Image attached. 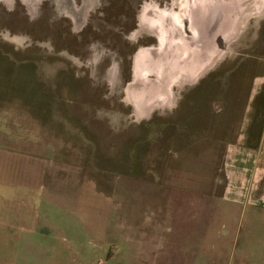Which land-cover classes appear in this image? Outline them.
I'll return each instance as SVG.
<instances>
[{
  "label": "rangeland",
  "instance_id": "obj_1",
  "mask_svg": "<svg viewBox=\"0 0 264 264\" xmlns=\"http://www.w3.org/2000/svg\"><path fill=\"white\" fill-rule=\"evenodd\" d=\"M28 2L0 0V264H12L18 240L30 256V242L48 238L57 239L54 256L65 264H208L209 244L229 234L223 214L209 228L184 203L177 218L154 209L131 218L113 193L153 182L222 194L227 146L253 80L264 73V14L244 22L213 80L195 92V85H176L162 108L139 116L127 99L125 40L146 31H133L137 17L144 23L180 0ZM50 193L62 195L51 200ZM64 193L84 197V221L62 218V230L49 232V215L71 201ZM190 236L199 241L194 257L181 254L180 240Z\"/></svg>",
  "mask_w": 264,
  "mask_h": 264
},
{
  "label": "crops",
  "instance_id": "obj_2",
  "mask_svg": "<svg viewBox=\"0 0 264 264\" xmlns=\"http://www.w3.org/2000/svg\"><path fill=\"white\" fill-rule=\"evenodd\" d=\"M226 151L224 175L226 185L221 195L216 194L215 187H211V190L209 187L207 191L200 192V188L195 186L176 187L163 184L154 185L153 182L151 184L148 182L142 187L119 186L113 196L118 201L125 200L123 211L126 216L131 218L140 214L139 211L149 209L177 218L179 214H183L186 204L192 205L188 214H193L197 220L199 215H203V222H208L209 228L210 221H214L217 214H223L229 234L222 242L212 241L209 244L207 263L215 264L217 254H221L224 257L219 259L223 260L224 264H264V73L256 76L253 80L239 121L236 139L228 144ZM216 179V177H209L207 182L215 184ZM121 182L131 181L121 180ZM190 182L198 183L200 180L197 177ZM91 192L99 198L106 197L103 192L94 188ZM59 195L62 194L50 193L48 197L53 200ZM60 198H70L71 201H65L63 209L54 208L53 213L50 212L47 220L49 232L51 227L55 231L62 230L58 225L62 218L76 217L78 225H81L82 220L84 221L83 212L79 211V208L82 207L80 204L83 196L76 193H71L68 196L67 193H64ZM77 199H80L78 203H76ZM53 202L56 201L50 203L53 205L58 203ZM35 220L34 224L36 223L38 227L44 223L39 217ZM39 230H37L38 233ZM212 230L214 231V228ZM36 234L33 232L32 235ZM90 234L95 235L92 231ZM40 236L45 235L41 234ZM190 237L191 239L180 240L181 254H192L194 257L199 241ZM41 242H47V245L41 247ZM57 243L56 238H48L45 241L42 239L33 240L30 244L34 249L28 256L23 249L27 245L26 241L18 240L14 247L16 248L15 259L11 263L65 264L63 263L64 259L60 260L54 256L58 249ZM5 262L9 261L5 260ZM97 262L105 261L98 259Z\"/></svg>",
  "mask_w": 264,
  "mask_h": 264
},
{
  "label": "flooded vegetation",
  "instance_id": "obj_3",
  "mask_svg": "<svg viewBox=\"0 0 264 264\" xmlns=\"http://www.w3.org/2000/svg\"><path fill=\"white\" fill-rule=\"evenodd\" d=\"M24 2L31 7L28 0ZM174 3L160 7L157 16L144 23L137 17L133 31H140L143 26L146 31L137 41L125 40L131 55L127 99L139 116L162 108L173 97L176 85H195V92L213 80L221 70L217 67L223 65L220 56L240 40L243 24L248 20L247 0H228L226 5L215 0ZM147 78L152 84L143 87L141 82Z\"/></svg>",
  "mask_w": 264,
  "mask_h": 264
},
{
  "label": "bare ground",
  "instance_id": "obj_4",
  "mask_svg": "<svg viewBox=\"0 0 264 264\" xmlns=\"http://www.w3.org/2000/svg\"><path fill=\"white\" fill-rule=\"evenodd\" d=\"M247 8H248V11L246 13L247 19L260 18L264 14V0H254L253 2L248 4ZM203 73H201V75Z\"/></svg>",
  "mask_w": 264,
  "mask_h": 264
}]
</instances>
